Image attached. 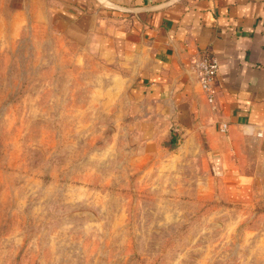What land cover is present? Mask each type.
I'll return each mask as SVG.
<instances>
[{"label":"rangeland","instance_id":"obj_1","mask_svg":"<svg viewBox=\"0 0 264 264\" xmlns=\"http://www.w3.org/2000/svg\"><path fill=\"white\" fill-rule=\"evenodd\" d=\"M62 7L0 0V264H264V170L216 178Z\"/></svg>","mask_w":264,"mask_h":264},{"label":"crops","instance_id":"obj_2","mask_svg":"<svg viewBox=\"0 0 264 264\" xmlns=\"http://www.w3.org/2000/svg\"><path fill=\"white\" fill-rule=\"evenodd\" d=\"M30 1L61 3L73 42L121 66L134 96L161 108L155 118L203 136L216 178L264 170V0H177L140 15L102 9L95 0ZM105 1L143 8L169 0ZM16 2L25 7L28 0ZM205 53L219 64L215 106L195 73ZM237 182L244 189L252 183Z\"/></svg>","mask_w":264,"mask_h":264},{"label":"built area","instance_id":"obj_3","mask_svg":"<svg viewBox=\"0 0 264 264\" xmlns=\"http://www.w3.org/2000/svg\"><path fill=\"white\" fill-rule=\"evenodd\" d=\"M219 71V64L217 58L210 54L205 53L201 60L195 66V73L197 76L198 84L204 93L207 102L211 106H215L216 102V83ZM222 130L228 129L227 124L222 125Z\"/></svg>","mask_w":264,"mask_h":264},{"label":"water","instance_id":"obj_4","mask_svg":"<svg viewBox=\"0 0 264 264\" xmlns=\"http://www.w3.org/2000/svg\"><path fill=\"white\" fill-rule=\"evenodd\" d=\"M105 1V0H104ZM177 0H169L165 3L162 4H156L153 6H149V7H143V8H131V7H126V6H121V5H116V4H109L105 1V5L107 7L113 8V9H117V10H121L127 13H131L134 15H140L142 13H152V12H156L158 10H162L165 8H168L172 5H174L176 3Z\"/></svg>","mask_w":264,"mask_h":264}]
</instances>
